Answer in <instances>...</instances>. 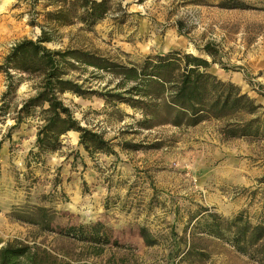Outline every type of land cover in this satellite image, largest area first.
Masks as SVG:
<instances>
[{
    "label": "rangeland",
    "instance_id": "obj_1",
    "mask_svg": "<svg viewBox=\"0 0 264 264\" xmlns=\"http://www.w3.org/2000/svg\"><path fill=\"white\" fill-rule=\"evenodd\" d=\"M28 1L0 0V63L16 41L38 34L28 24ZM185 1L112 0L118 6L91 32L79 30V24L64 26L44 46L81 48L121 63L173 49L203 57L217 78L238 85L261 105L264 120V0H241L246 9L219 8L218 0ZM42 3L34 11H42ZM109 77L91 79L90 85L100 89ZM30 81L19 82L8 114L0 116V246L26 244L37 264H264L208 236L192 237L199 255L195 250L182 255L190 237L184 225L198 206L225 218L242 211L251 223L264 222V134L224 139L223 121L212 119L142 129L135 124L139 112L124 103L64 93L74 117L111 139L115 154L90 157L71 132L61 136L58 150L34 160L28 150L39 123L36 115L9 129L12 109L30 94ZM3 90L0 71V95ZM121 141L141 148L121 149ZM149 144L157 146L142 147ZM35 206L46 208L53 231L24 222L37 219ZM93 222L103 225L109 243L58 233ZM141 226L155 237L154 245L143 244Z\"/></svg>",
    "mask_w": 264,
    "mask_h": 264
},
{
    "label": "trees",
    "instance_id": "obj_2",
    "mask_svg": "<svg viewBox=\"0 0 264 264\" xmlns=\"http://www.w3.org/2000/svg\"><path fill=\"white\" fill-rule=\"evenodd\" d=\"M38 1H28L29 11H32L28 24L36 26L38 34L34 39L16 41L0 63V71L4 75L0 116L8 114L9 101L19 82L31 79L28 83L30 94L12 109L10 119L13 124L9 129L17 127L26 117L36 115L39 123L32 148L28 150V155L34 160L42 161L43 155L58 150L61 136L67 132L77 133V145L90 157L94 153L115 154L111 139H106L100 131L82 126L74 117L72 108L63 101L64 93L79 97L95 95L104 104L124 103L139 112L140 117L135 124L142 129L163 125L188 127L212 119L223 121L219 133L224 139L258 138L264 134V120L259 112L261 105L241 92L238 85L217 78L208 70L210 62L203 57L173 49L121 63L81 48L44 46V43L55 41L59 28L64 26L79 24V30L91 32L98 21L118 6L113 5L112 0H42L40 12L34 11ZM185 2L203 4L201 0ZM216 6L249 8L241 0H218ZM203 48L204 53L211 56L207 45ZM87 68H90L88 72ZM14 74L19 75L15 77ZM105 74L110 77L103 87L92 88L91 79ZM113 78L115 80L110 86ZM119 144L121 149L141 148L140 144L130 141ZM34 210L37 219H23L24 222L53 231L46 208L35 206ZM184 226L190 237L183 256L194 250L200 254L199 249H194L193 236H208L228 244L239 254L264 262V222L251 223L242 211L225 218L198 206V213ZM58 233L99 245L109 243L100 222L68 226L59 229ZM138 235L145 246L157 242L143 226L138 228ZM112 244L116 245V241ZM0 264L37 263L35 252L28 245L7 242L0 246Z\"/></svg>",
    "mask_w": 264,
    "mask_h": 264
},
{
    "label": "crops",
    "instance_id": "obj_3",
    "mask_svg": "<svg viewBox=\"0 0 264 264\" xmlns=\"http://www.w3.org/2000/svg\"><path fill=\"white\" fill-rule=\"evenodd\" d=\"M68 133V132H67ZM75 134H76V132H75ZM77 138V137H76Z\"/></svg>",
    "mask_w": 264,
    "mask_h": 264
}]
</instances>
